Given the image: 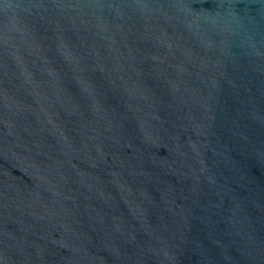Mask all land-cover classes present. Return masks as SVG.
I'll return each mask as SVG.
<instances>
[{
  "label": "water",
  "instance_id": "1",
  "mask_svg": "<svg viewBox=\"0 0 264 264\" xmlns=\"http://www.w3.org/2000/svg\"><path fill=\"white\" fill-rule=\"evenodd\" d=\"M0 264H264V0H0Z\"/></svg>",
  "mask_w": 264,
  "mask_h": 264
}]
</instances>
